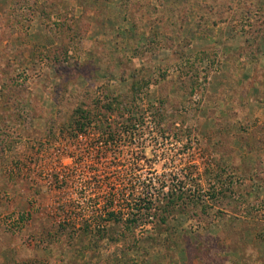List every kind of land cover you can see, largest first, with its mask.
Wrapping results in <instances>:
<instances>
[{
	"label": "rangeland",
	"instance_id": "obj_1",
	"mask_svg": "<svg viewBox=\"0 0 264 264\" xmlns=\"http://www.w3.org/2000/svg\"><path fill=\"white\" fill-rule=\"evenodd\" d=\"M105 93L139 134L76 139ZM178 177L168 222L98 217ZM160 263L264 264V0H0V264Z\"/></svg>",
	"mask_w": 264,
	"mask_h": 264
},
{
	"label": "trees",
	"instance_id": "obj_2",
	"mask_svg": "<svg viewBox=\"0 0 264 264\" xmlns=\"http://www.w3.org/2000/svg\"><path fill=\"white\" fill-rule=\"evenodd\" d=\"M81 24V19H78V17L75 16L74 22H71V24L68 25L70 31L75 34L72 38V44L75 41H78L77 39L80 38L81 35L84 36L83 32H81ZM135 88H139V86L135 85ZM92 102L95 103L93 104L95 105L94 109L87 107L85 104H80L73 109L71 119L64 124L72 130L76 139L85 136V139L90 138L92 143L93 140H95L98 144L107 145L111 141L113 143L117 142L122 137L135 138L137 134H139L137 125H140V123L141 125H144L146 112L142 110L136 113L134 107H130L129 100L121 98V95L119 94L110 95L109 93H105L102 100L97 97V99L93 98ZM95 109L100 112V114L94 115L93 110ZM155 112L156 111H154V113ZM156 114L161 115L158 110ZM113 117H119L121 120L116 121ZM163 132L164 134L166 132L164 127L162 129V133ZM176 135L178 137L180 136L179 134ZM131 176H136V173L131 172L129 179V182H136V179ZM181 180L182 179L178 177V181L171 184L169 191H164L165 185L162 183V190L159 189V191H163L162 193H155L154 190L147 189L146 195L142 194L141 197H138V195L135 194L137 188L131 189L134 194H131V192H123V188L122 191L118 189L119 193L117 197L112 198L110 203H107L106 201L103 206L104 211L103 209H100L101 213H98V217L106 222L113 221V224H120V226H124V224L130 222L135 225V228L145 224V222H150L148 221L149 219H160L163 223L168 222L170 216L173 215L183 204L192 202L195 205H199V202H201L199 200V195H193L192 197L187 194L185 189L174 187L175 184L179 186L181 182H184L183 184L185 185L186 181ZM132 202H134L133 205ZM98 204L99 203L96 205L97 208ZM102 222L103 221L101 220L97 222V224L101 226L98 231H102L105 234L110 233L112 229H110L109 226L107 227V225L102 226ZM63 225H65L63 227L68 226L67 224ZM85 229H87V231ZM85 229L84 231L88 233L90 225ZM50 236L55 238L56 234H49V237ZM113 237L114 235H112L113 241L116 242L119 240L118 238ZM174 238H172L170 243L173 244ZM219 251L221 252L220 249Z\"/></svg>",
	"mask_w": 264,
	"mask_h": 264
}]
</instances>
